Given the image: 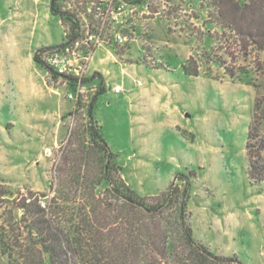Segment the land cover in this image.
<instances>
[{
    "label": "rangeland",
    "instance_id": "1",
    "mask_svg": "<svg viewBox=\"0 0 264 264\" xmlns=\"http://www.w3.org/2000/svg\"><path fill=\"white\" fill-rule=\"evenodd\" d=\"M50 2L0 0V249L2 241L12 249L2 264L34 262L15 197L53 194L69 131L85 123L86 107L76 121L68 115L74 100L66 94L75 85L60 77L48 85L46 70L32 61L36 48L64 41ZM56 5L104 40L88 68L107 83L94 74L105 90L92 114L120 176L139 196L171 185L185 190L198 241L243 264H264V182L249 181L245 150L252 121L264 137V48L256 42L264 0H227L223 16L217 0ZM77 41L81 53L87 46ZM114 83L124 92L115 94ZM99 87L85 83L78 100L87 104Z\"/></svg>",
    "mask_w": 264,
    "mask_h": 264
},
{
    "label": "trees",
    "instance_id": "2",
    "mask_svg": "<svg viewBox=\"0 0 264 264\" xmlns=\"http://www.w3.org/2000/svg\"><path fill=\"white\" fill-rule=\"evenodd\" d=\"M56 2L51 0L50 12L59 17L64 41L41 46L32 55L46 70L48 85L59 75L40 59V53L71 45L83 34L76 15L58 8ZM226 3L217 0L219 16ZM256 15L260 36L256 42L264 48V12ZM189 74L197 75V71ZM104 90L100 83L87 104L76 100L68 113L76 121L86 107L85 123L69 131L53 194L45 201L41 199L44 195L30 190L15 197L32 264H243L235 255L211 251L194 237L185 190L171 185L159 193L139 196L123 180L92 114L97 95ZM245 150L249 181L264 182V137L254 121L248 126ZM2 243L0 264L1 256L12 250Z\"/></svg>",
    "mask_w": 264,
    "mask_h": 264
},
{
    "label": "built area",
    "instance_id": "3",
    "mask_svg": "<svg viewBox=\"0 0 264 264\" xmlns=\"http://www.w3.org/2000/svg\"><path fill=\"white\" fill-rule=\"evenodd\" d=\"M100 34L96 36V34L91 33L89 29L83 30L82 38L80 40L87 47L86 49L79 50L81 53H78L76 50L78 41L71 45H66L63 48L48 49L40 53V59L47 63L59 75V77L63 79L65 84L69 85V87H71L73 84L75 85L74 93L67 92L66 94L67 98L73 99L74 102L78 100L77 97L79 93L84 91V84L89 80V77L86 74V68L94 48L103 46L104 44V40ZM116 40L122 41L121 35L117 34ZM140 84L141 81L137 80L136 85ZM112 89L115 92L122 91L120 84H114ZM45 152L49 153V150L45 149Z\"/></svg>",
    "mask_w": 264,
    "mask_h": 264
},
{
    "label": "crops",
    "instance_id": "4",
    "mask_svg": "<svg viewBox=\"0 0 264 264\" xmlns=\"http://www.w3.org/2000/svg\"><path fill=\"white\" fill-rule=\"evenodd\" d=\"M51 3V2H50ZM46 46H52V45H46ZM37 49V48H36ZM34 53V52H33ZM33 55V54H32ZM92 56V55H91ZM90 60H91V57H90V59H89V61H88V64H87V68H86V74L88 75V83L89 84H91V85H93L94 87H96L97 85H99L100 83L99 82H94L93 80L95 79V77L96 76H94V74H98L100 77H101V79H102V81L105 83V84H107L106 83V81H105V79H104V75L102 74V73H98V72H92V73H90L89 71H88V68H89V63H90ZM115 60V59H114ZM32 61H33V59H32ZM33 63H35L34 61H33ZM36 64V63H35ZM37 65V64H36ZM39 66V65H38ZM109 72L108 71H106V74H108ZM103 84V83H102ZM114 84H118V83H114ZM113 84V85H114ZM136 84V83H135ZM112 85V86H113ZM122 87V86H121ZM55 88V87H54ZM112 91H113V89H112ZM115 94H119V93H121V92H124V89H123V87H122V91H119V92H115V91H113ZM69 113V112H68ZM29 111L27 110L26 111V113L24 112L23 113V116H26V115H28L29 116ZM63 114H65V112H61V114H60V116H62ZM123 179H124V181H126L125 180V178L124 177H122Z\"/></svg>",
    "mask_w": 264,
    "mask_h": 264
}]
</instances>
